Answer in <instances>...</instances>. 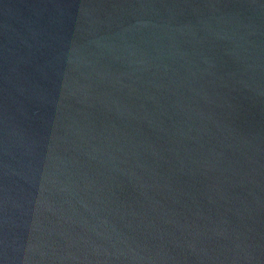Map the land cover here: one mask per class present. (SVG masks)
Segmentation results:
<instances>
[{
  "label": "water",
  "instance_id": "water-1",
  "mask_svg": "<svg viewBox=\"0 0 264 264\" xmlns=\"http://www.w3.org/2000/svg\"><path fill=\"white\" fill-rule=\"evenodd\" d=\"M0 264H264V0H0Z\"/></svg>",
  "mask_w": 264,
  "mask_h": 264
}]
</instances>
